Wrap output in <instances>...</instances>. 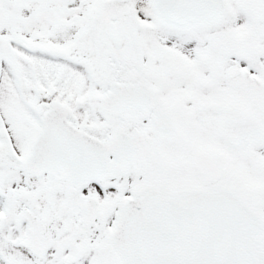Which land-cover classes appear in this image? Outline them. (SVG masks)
Segmentation results:
<instances>
[{"label":"snow or ice","instance_id":"obj_1","mask_svg":"<svg viewBox=\"0 0 264 264\" xmlns=\"http://www.w3.org/2000/svg\"><path fill=\"white\" fill-rule=\"evenodd\" d=\"M0 264H264V0H0Z\"/></svg>","mask_w":264,"mask_h":264}]
</instances>
